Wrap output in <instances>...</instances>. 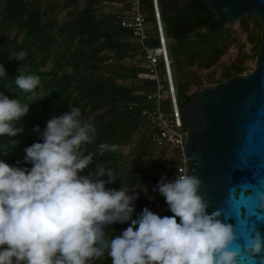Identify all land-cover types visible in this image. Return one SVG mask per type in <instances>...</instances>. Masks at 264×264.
Masks as SVG:
<instances>
[{
  "label": "clouds",
  "instance_id": "1",
  "mask_svg": "<svg viewBox=\"0 0 264 264\" xmlns=\"http://www.w3.org/2000/svg\"><path fill=\"white\" fill-rule=\"evenodd\" d=\"M25 55L11 60L22 62ZM6 76L0 64V77ZM14 82L34 93L41 79L17 74ZM31 105L0 91V137L23 131L19 125ZM34 130L40 140L24 149L23 158L30 167L0 159V264H93L105 255L111 264H240L242 254L233 247L239 238L236 225L221 210L209 211L196 175L180 172L157 183L154 190L172 215L147 207L136 215V189L123 183L110 188L121 181L112 170L90 169L93 154H85L82 146L93 143L96 127L79 107L70 105L43 130L39 125ZM99 147L102 153L116 146ZM258 196L264 210V193ZM115 224L128 227L116 234L110 228ZM251 232L244 251L264 254V233L254 225Z\"/></svg>",
  "mask_w": 264,
  "mask_h": 264
},
{
  "label": "trees",
  "instance_id": "2",
  "mask_svg": "<svg viewBox=\"0 0 264 264\" xmlns=\"http://www.w3.org/2000/svg\"><path fill=\"white\" fill-rule=\"evenodd\" d=\"M61 1L66 8L63 19L57 16ZM77 1L0 0V64L8 73V76L0 77V91L11 98H18L21 103L32 104L30 114L19 125L23 131L12 138L0 137V159L30 167L24 164V149L40 140L39 133L34 130L36 126L43 130L54 115L70 111V105L76 106L83 117L96 127L93 143L82 146L85 154H93L90 169L101 166L112 170L122 182L118 179L115 184L108 185L110 188L119 189L123 183L129 189H136L139 193L135 203L136 215L145 207L161 216L172 215L164 197L154 189L163 176L175 177L182 150L178 146L159 145L155 141L159 128L144 112L155 107L149 96L154 94L151 88L157 89V81L139 78V73L145 71L142 66L145 56L138 41L132 39L133 31L122 26L124 15H118L117 10H98L99 4L106 2L125 12L133 0H86L83 7L71 8ZM150 1V11L156 22L153 0ZM158 1L165 35L167 30L169 38L181 40L175 45L189 43L194 47L189 35H178L182 25H194L195 33L211 29L212 15L202 0L191 3L196 14L176 23L167 19L162 12V0ZM204 36L197 40L202 42L206 52L198 54L189 50L187 56L190 60L197 57L200 63L210 58L216 60L223 51L216 41H207ZM20 52L26 53L22 62L11 60ZM161 64L165 74L164 62ZM172 64L173 61L171 68ZM244 64L245 58L228 66L220 79L210 85L242 74ZM17 74L37 75L41 83L34 93H26L15 85ZM183 77H186L185 73ZM193 82L192 77H188L186 85ZM194 94L186 90L180 101L177 98L181 116L182 106ZM169 101L171 103L170 98ZM182 119L184 128L189 127L183 116ZM101 144L116 147L114 151L105 149L101 153ZM164 146L168 147L163 153L160 150ZM126 227L127 224L110 226L116 234ZM93 264H111V260L105 255Z\"/></svg>",
  "mask_w": 264,
  "mask_h": 264
},
{
  "label": "water",
  "instance_id": "3",
  "mask_svg": "<svg viewBox=\"0 0 264 264\" xmlns=\"http://www.w3.org/2000/svg\"><path fill=\"white\" fill-rule=\"evenodd\" d=\"M212 15L211 29L227 27L247 16L262 24L256 67L204 87L182 106L189 124L184 154L187 173L202 181L201 195L236 225L240 264H264V254L244 251L253 225L264 233V210L258 193H264V0H202ZM167 10L172 0L165 2ZM194 27H179L182 34Z\"/></svg>",
  "mask_w": 264,
  "mask_h": 264
},
{
  "label": "rangeland",
  "instance_id": "4",
  "mask_svg": "<svg viewBox=\"0 0 264 264\" xmlns=\"http://www.w3.org/2000/svg\"><path fill=\"white\" fill-rule=\"evenodd\" d=\"M85 3L86 0H78L76 3L72 4L71 8L77 6L83 7ZM142 3L143 7L146 8L147 20L145 22V29L147 34L152 37V40L146 41V44L148 46H157L159 45L158 33L156 22L154 20L152 12L150 11L151 1L142 0ZM58 4L59 6L57 9V16L60 19H63L66 15V8L64 7L65 5L63 1ZM109 4L110 3L101 2L98 6V10L100 12H102L103 10L109 12L110 10H117L116 12L118 15H123V11L118 10L116 6ZM54 16H56V14H54ZM257 19V17L251 15L245 17L242 20L236 21L227 27H220L217 30L207 29L198 31L197 33L189 36V40H191V42L194 44V47L189 43L181 45L173 44L166 30V37L167 41L169 42L168 51L170 58L173 61V79L175 82V87L177 89L176 94L179 101L183 97V91L187 90L189 94H194L204 87L215 85L210 84L217 82L221 77V73L228 66L239 63L240 59L245 58V70L243 72L244 74L250 73L254 70V68L256 67V58L260 48L262 33V24L259 19ZM201 35H205L204 37H206L205 40L207 41H216L219 48L223 50L216 58V60H212V58H210L209 61L200 63V59L198 60V57L197 59L190 60V58L187 56V54L190 53L189 50L198 54L206 52V50L202 48V42H200V40H197V38H200ZM132 39L139 41L134 35H132ZM206 60L208 59H205L204 61ZM161 65L158 69L159 82H161V84L164 86V94L166 97H168L167 84L165 79L163 78L164 72L162 68L163 66L161 67ZM183 73H185L186 77H183ZM188 77H192V81H194L193 84L186 85L188 82ZM185 78H187V80ZM156 90L157 89L151 88L152 93H156ZM163 104L170 114L171 103L169 101V98L164 99ZM188 130V126L187 128L185 127L181 129V131L185 134ZM165 147L168 146L162 147L160 151L164 153Z\"/></svg>",
  "mask_w": 264,
  "mask_h": 264
},
{
  "label": "built area",
  "instance_id": "5",
  "mask_svg": "<svg viewBox=\"0 0 264 264\" xmlns=\"http://www.w3.org/2000/svg\"><path fill=\"white\" fill-rule=\"evenodd\" d=\"M155 19L158 28V43L157 46H148L146 41L152 37L147 34L145 22L147 20L146 11L144 10L141 0H133L131 7L124 12L122 26L133 31V35L139 40L141 52L144 53L145 60L142 63L145 71L139 73L141 79H151L157 81L156 93L149 96L150 100L154 101L155 107L153 110L146 109L145 115L150 122L159 128V132L154 136L155 141L159 145L172 144L180 147L182 150L177 166V174L187 172L186 157L184 154L185 138L187 135L181 131L184 128L183 119L180 114L179 103L177 100L176 89L171 68L172 60L169 57L167 48V39L162 23V16L158 0H153ZM161 58V60H160ZM164 62L165 74L163 78L167 84L168 97L164 94V86L159 82L160 63ZM170 98L171 112L169 114L164 107V99ZM174 177H169L173 179Z\"/></svg>",
  "mask_w": 264,
  "mask_h": 264
},
{
  "label": "flooded vegetation",
  "instance_id": "6",
  "mask_svg": "<svg viewBox=\"0 0 264 264\" xmlns=\"http://www.w3.org/2000/svg\"><path fill=\"white\" fill-rule=\"evenodd\" d=\"M165 2H166V0L161 1L162 5H163L162 10L165 12L167 19L170 20L171 23H176L186 16H190V15L197 13L196 8L191 5L193 0H172L173 7L170 10H167ZM199 14L200 13L198 12V15ZM193 29H194V27L192 28V30ZM188 31H191V30H187V31L183 32L182 34H180L178 32L177 33H178V35H184L185 34V36L186 35L190 36V35H193L197 30L196 31L193 30L194 32L186 34ZM170 40L174 44H177V43L180 44L181 43V40H177L174 37H170Z\"/></svg>",
  "mask_w": 264,
  "mask_h": 264
}]
</instances>
